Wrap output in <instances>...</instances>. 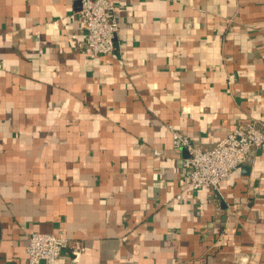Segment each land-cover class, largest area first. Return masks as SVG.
<instances>
[{"label":"crops","instance_id":"0c3cea01","mask_svg":"<svg viewBox=\"0 0 264 264\" xmlns=\"http://www.w3.org/2000/svg\"><path fill=\"white\" fill-rule=\"evenodd\" d=\"M109 1L94 56L73 0H0V264L37 232L79 264H264V144L192 191L168 129L208 151L264 123V0Z\"/></svg>","mask_w":264,"mask_h":264},{"label":"built area","instance_id":"2783aa9c","mask_svg":"<svg viewBox=\"0 0 264 264\" xmlns=\"http://www.w3.org/2000/svg\"><path fill=\"white\" fill-rule=\"evenodd\" d=\"M78 2V18L86 32L83 48L94 56L116 51L118 23L109 0H73ZM122 64L121 61H119ZM174 150H185L183 160L185 188L208 189L219 193V184L235 168L243 165L250 154L264 144V123L254 120L240 127L208 151L195 148L181 133L168 126ZM179 199V196L176 197ZM26 264H79L80 244L71 243L62 234L37 232L28 236ZM76 257H72L73 255Z\"/></svg>","mask_w":264,"mask_h":264},{"label":"water","instance_id":"95a60500","mask_svg":"<svg viewBox=\"0 0 264 264\" xmlns=\"http://www.w3.org/2000/svg\"><path fill=\"white\" fill-rule=\"evenodd\" d=\"M77 4L79 5V3L77 2ZM183 151H185V150H183Z\"/></svg>","mask_w":264,"mask_h":264}]
</instances>
